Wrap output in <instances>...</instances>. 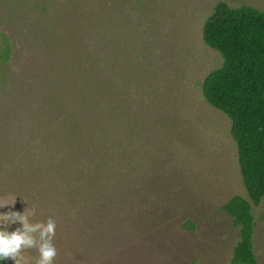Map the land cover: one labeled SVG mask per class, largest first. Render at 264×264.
Here are the masks:
<instances>
[{"label": "trees", "instance_id": "16d2710c", "mask_svg": "<svg viewBox=\"0 0 264 264\" xmlns=\"http://www.w3.org/2000/svg\"><path fill=\"white\" fill-rule=\"evenodd\" d=\"M144 11L140 0H0V157L64 218L84 264H144L177 226L194 225L188 184L165 156L173 131L148 113L137 71L157 55L152 30L139 27ZM202 39L222 59L202 95L230 122L248 198L221 206L238 235L228 264H258L264 12L219 3Z\"/></svg>", "mask_w": 264, "mask_h": 264}, {"label": "rangeland", "instance_id": "374dc122", "mask_svg": "<svg viewBox=\"0 0 264 264\" xmlns=\"http://www.w3.org/2000/svg\"><path fill=\"white\" fill-rule=\"evenodd\" d=\"M140 1L145 11L139 27L142 31L152 30L157 55L140 62L143 66L138 65L137 71L153 102L152 107L146 105L148 113L167 119L158 125L166 132L173 131L166 141L165 156L172 157L173 167L179 168L188 184V219L194 224L185 231L177 226L176 236L148 254L144 264H228L238 235L221 206L232 196L248 198L239 174L230 122L202 95L203 80L222 63L220 55L203 43L202 31L217 4L264 12V0ZM21 182L15 166L0 157V201L11 203L16 196L14 204L0 208V212L9 207L22 212L27 207L28 211L35 210L32 222L43 223L51 217L56 221L54 264H84L78 249L72 252L64 218L54 215L44 197ZM251 213L254 253L258 264H264V200L252 206ZM22 255L23 264H33V250H25Z\"/></svg>", "mask_w": 264, "mask_h": 264}, {"label": "clouds", "instance_id": "9594fccd", "mask_svg": "<svg viewBox=\"0 0 264 264\" xmlns=\"http://www.w3.org/2000/svg\"><path fill=\"white\" fill-rule=\"evenodd\" d=\"M15 198L11 203L0 201V208L13 205ZM34 215L35 210L28 211L27 207L22 212L10 207L0 212V262L11 260L12 264H23L22 253L33 250L36 253L33 264H54L56 221L48 217L43 223L32 222ZM12 225L18 226L10 231Z\"/></svg>", "mask_w": 264, "mask_h": 264}]
</instances>
